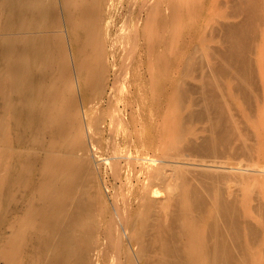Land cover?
Here are the masks:
<instances>
[{
    "label": "bare ground",
    "instance_id": "bare-ground-1",
    "mask_svg": "<svg viewBox=\"0 0 264 264\" xmlns=\"http://www.w3.org/2000/svg\"><path fill=\"white\" fill-rule=\"evenodd\" d=\"M184 1L169 0L164 8L156 0L152 49L173 40ZM225 1L223 21L214 19L203 37L215 44L206 43L201 55L193 49L182 66L174 126L155 127L150 150L114 149L106 159L107 172L142 181L136 200L116 191L107 196L110 205L99 184L101 168L87 152L78 154L87 135L93 141L80 101L87 103L85 116L97 118L90 101L108 86L110 1L0 0V264H100L105 258L121 264L123 254L129 264H251L263 225L249 219L248 193L243 198L227 186L264 169L259 160L232 166L228 159L261 155L264 148L237 136L220 80L230 79L238 96L252 100L253 86L263 80L258 68L264 64L255 56L264 51V0ZM166 25L169 38L159 33ZM121 79L116 76L117 85ZM210 164L252 173L219 174ZM253 260L260 264L257 255Z\"/></svg>",
    "mask_w": 264,
    "mask_h": 264
},
{
    "label": "rangeland",
    "instance_id": "rangeland-1",
    "mask_svg": "<svg viewBox=\"0 0 264 264\" xmlns=\"http://www.w3.org/2000/svg\"><path fill=\"white\" fill-rule=\"evenodd\" d=\"M109 1L110 3H107L106 10L107 12L110 11L111 18L110 21L108 20L106 23L105 29L107 38H104L105 50L108 49L107 63H111H108V86L100 99L90 101V104H96V110L98 111H96L98 113V115L96 113L97 118L102 115V119L100 117V121L97 118H87L85 116L86 111L88 112L87 103L80 101L81 114L84 117L85 128L86 130L88 128L87 133L89 135L92 134L93 141L88 139L87 135V141L83 144L85 149H80L78 154L85 155L87 152L95 161L97 168H101V171H99V184L106 197L109 196V193L115 194V192L118 191L119 197L126 193L121 197L122 199H129L127 197L130 195V199L136 200L138 188H140L142 181L139 178H135V180L134 177H127L126 172H121L119 174L112 173V171L107 172L104 166L106 159L113 155L112 150L114 149L125 152L124 150H128V148L129 150L132 149L131 151L138 148L137 150L141 151L137 152L140 153H143L146 148L150 150L153 144L152 136L156 133L155 127L157 128L163 125L167 128L170 124L174 126V122L172 123V121L173 114L177 108L175 103L176 82L181 76V69L185 63L186 57L195 48L200 50L199 54L201 55L206 43L215 44L216 39L210 40L209 38V41L206 42L203 41V37L206 33H209V27L213 24L214 19H221L223 21L221 13L229 9L225 0H185L182 2L181 9L178 13L177 25L174 31L175 35L173 33L172 36L173 40L170 41L168 39L167 43L163 46L158 43L157 46L152 49L149 45V34L151 31L149 27L151 26L149 17L155 10L156 0ZM167 2L169 3V0H162L164 8L167 6ZM163 11L165 12V9ZM62 30L66 35L70 32L66 24ZM159 33L160 35L168 34L169 38V34H172V27L166 25ZM69 43L73 45L71 41ZM261 46H264V40L261 41ZM161 57L168 62L164 61L162 64H159ZM255 58V63L259 62V64H264V51L259 53V56H255ZM73 61L75 67V59ZM112 61L114 66L112 65ZM258 69L260 70L259 76L262 73L261 76L263 80L258 81L255 86H253L252 92L250 93L252 97L251 101H246L238 96V93L235 91L236 89L233 90L231 83V86H228L229 82H231L228 78L229 82H227L225 78L220 80L223 88V91L220 93H223L222 99H224V97L227 98L224 99L227 103L224 100L225 103H223L225 104V108H227L226 110H230L227 113L234 116L237 136L247 140L255 146L261 145L264 148V67ZM74 72L75 86L81 97L82 91L77 83L76 68ZM120 74H123V79L118 81L119 85H117L116 76ZM195 75H198V73H194V76ZM189 82L190 85H193L192 89L196 91L194 96L198 97V88H196V86L198 87V81L192 76ZM228 87H231V89ZM227 105L230 108H228ZM113 111H117L115 114L118 113V115L114 117L111 114ZM102 112H104V114ZM111 122H113V125ZM195 126L196 128H200L203 125L201 122H197ZM160 132H163V130L161 129ZM140 137L147 143L146 146H144L146 143H143ZM261 151L262 150H260V152ZM228 160L232 162V166H236L234 163L241 161L242 163L244 161V163H246L249 160H259L264 169L263 151L261 155H259L257 151H253L251 154ZM210 166H212V164H210ZM210 166H208L207 169H211L219 174L228 172H230V174L234 172L232 174L236 173L235 175H240V173L241 175L243 173H252H242V171H233L232 169L231 172L229 168L226 170V168L217 167L219 168L217 169L215 167L217 165H214V169L213 166ZM199 168L197 169L199 170ZM253 173L255 172L253 171ZM243 175L247 176L248 174ZM263 177L264 174L257 178H250L246 180L245 183L243 182V184L238 185L232 182V186H227L234 191L238 189L237 192L242 197L248 193L251 199L249 200V207H247L252 213L249 219L253 221V223L256 222L263 225L259 236V242L252 247L254 252L251 255L253 259H255L257 255L260 264H264ZM204 185L206 187H211L213 184L207 182ZM239 189H242V192ZM127 192L130 193L127 195ZM132 193L134 194L132 195ZM107 203L110 204L108 197ZM3 232L7 235L9 229L5 228ZM124 255L125 254H123L122 257ZM122 257L120 263L129 264L126 257ZM125 259L126 262L124 261ZM253 259L251 264H255ZM110 260L111 259L108 260V258H105L100 264H113L114 260L112 259V262Z\"/></svg>",
    "mask_w": 264,
    "mask_h": 264
}]
</instances>
